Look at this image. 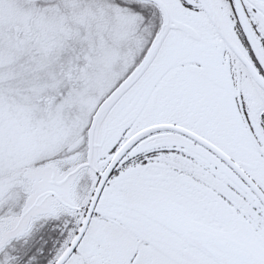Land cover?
Masks as SVG:
<instances>
[{
  "label": "snow or ice",
  "instance_id": "1",
  "mask_svg": "<svg viewBox=\"0 0 264 264\" xmlns=\"http://www.w3.org/2000/svg\"><path fill=\"white\" fill-rule=\"evenodd\" d=\"M0 264H264V0H0Z\"/></svg>",
  "mask_w": 264,
  "mask_h": 264
}]
</instances>
